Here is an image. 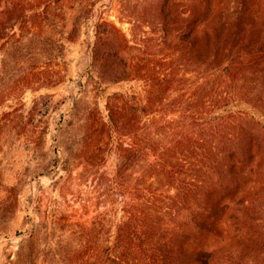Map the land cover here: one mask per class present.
Returning <instances> with one entry per match:
<instances>
[{"label":"trees","instance_id":"1","mask_svg":"<svg viewBox=\"0 0 264 264\" xmlns=\"http://www.w3.org/2000/svg\"><path fill=\"white\" fill-rule=\"evenodd\" d=\"M102 1L0 0L3 73L16 81L2 94L35 79L65 85L67 45L89 34ZM158 2L154 51L145 30L131 45L113 23H95L89 75L99 78L108 115L85 121L118 155L112 183L123 186L124 214L116 225L65 230L73 263L264 264V0ZM163 46L171 55L158 54ZM134 80L140 93H108ZM80 157L93 168L106 160ZM160 189L169 217L154 202Z\"/></svg>","mask_w":264,"mask_h":264},{"label":"rangeland","instance_id":"2","mask_svg":"<svg viewBox=\"0 0 264 264\" xmlns=\"http://www.w3.org/2000/svg\"><path fill=\"white\" fill-rule=\"evenodd\" d=\"M121 1L103 0L100 5L105 6L90 22L89 34L67 45L65 85L51 87L47 79H35L34 85L3 95L16 81L3 73L0 54V264H74L65 230L101 220L116 225L123 217L125 197L119 192L123 186L121 181L112 183L120 160L85 121L86 117L102 121L108 115L99 78L89 75L95 23L101 17L113 23L131 45L147 31L150 51L160 41L161 27L160 0H123L124 5ZM233 1L236 8L234 4L241 0ZM12 31L6 39L16 30ZM157 52L171 55L164 46ZM141 85L134 80L113 86L108 93H140ZM87 154L106 160L93 168L87 166V158L80 157ZM129 175L136 187L138 167H132ZM160 191L154 202L158 212L169 217L167 195ZM58 239L64 240L62 246L49 252L47 244Z\"/></svg>","mask_w":264,"mask_h":264}]
</instances>
